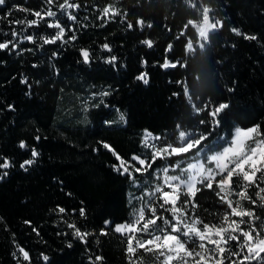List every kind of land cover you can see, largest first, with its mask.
<instances>
[{
  "label": "trees",
  "instance_id": "obj_1",
  "mask_svg": "<svg viewBox=\"0 0 264 264\" xmlns=\"http://www.w3.org/2000/svg\"><path fill=\"white\" fill-rule=\"evenodd\" d=\"M63 2L6 0L0 5V42L13 40V28L36 37L35 43L17 38L18 47L0 50V164L7 159L13 165L0 170L8 172L0 179V264H94L97 255L103 261L95 264H129L126 237L115 233L114 225L130 221L134 183L114 170L119 161L102 142L129 162L134 155L145 156L146 131L160 137L162 146H179L180 131L193 139L211 132L201 145L205 155L220 151L236 128L259 125L264 133V0H69L80 5L71 13L76 21L60 13ZM108 5L119 15L103 17ZM204 6L215 10L210 19L214 15L224 27L200 49L197 31L185 25L201 20ZM49 9L57 17H46L39 28L25 30L9 23L34 19L31 13ZM56 20L65 28L68 42L41 47L40 37L52 38L57 31L46 24ZM138 20L144 21L142 31ZM246 35L257 39H245ZM145 39L154 46H145ZM188 39L192 52L186 48ZM105 43L111 51L103 48ZM169 44L172 49L167 51ZM81 49L90 51L91 63L83 62ZM110 56L117 58L114 64L107 62ZM165 59L180 63L164 69L160 65ZM142 73H147V84L137 79ZM103 92L110 95L103 97ZM220 102L229 103L230 109L213 127L208 112ZM205 103L209 109L197 112ZM33 148L40 155L22 169L20 164L32 158ZM164 165L158 159L150 171ZM236 184L234 178L238 191ZM198 187L196 214L205 223L218 224L229 210L215 195L216 185L212 190ZM256 190L250 188L249 195L257 199L256 215L264 220ZM183 200L182 196L180 203ZM242 203L252 207L248 201ZM59 207L65 213H59ZM105 220L111 224L107 235H100ZM70 223L93 234L87 243L72 234ZM20 247L29 252V261L23 260ZM232 247L236 250L235 242ZM43 255L50 260L43 261ZM150 257L137 250L132 260L142 264Z\"/></svg>",
  "mask_w": 264,
  "mask_h": 264
},
{
  "label": "snow or ice",
  "instance_id": "obj_2",
  "mask_svg": "<svg viewBox=\"0 0 264 264\" xmlns=\"http://www.w3.org/2000/svg\"><path fill=\"white\" fill-rule=\"evenodd\" d=\"M6 0H0V5H5ZM51 4V0H48ZM195 8V4L190 5ZM80 5L70 3L69 0H64L63 3L58 5L60 13L67 15L68 19L76 21L77 17L72 15L73 9H78ZM27 12V9H20ZM214 9L204 6L202 7V21L199 23L189 21L185 25L187 29L188 25H192L198 33L199 48L204 49L206 43L210 37L217 33L224 27V22L216 19L213 15L210 19V13H214ZM103 17L119 15V11L114 9L112 5L105 6L102 10ZM9 15H11L9 13ZM34 15V19L31 20H15L9 21L13 25H22L23 29L39 28L41 22L45 18H55L58 13L56 11L48 10L44 14L40 11L31 13ZM102 18V17H101ZM214 21V22H213ZM137 26L142 31L145 27L143 20L137 21ZM46 27L56 29L55 35L52 38H46L41 36V47L47 44H55L57 41L64 40L65 28L56 22L47 23ZM129 30L133 28L132 23H128ZM148 28L152 25L148 24ZM69 30H72L71 28ZM230 31L239 35V31L236 28H231ZM3 33H0L2 35ZM184 33L182 32L181 35ZM13 40L8 42H0V50L8 49L10 45L18 47L15 43L16 39L26 40L28 42L35 43L36 37L34 35H22L18 33L15 28L11 31ZM245 39L256 40L257 37L245 36ZM77 37L73 34L70 40L74 41ZM179 39V37H177ZM142 43L148 48H152L153 41L151 39H145ZM105 50L111 51L110 46L105 43L103 45ZM186 48L189 52L194 51V45L191 39L187 40ZM172 49V44L167 46V51ZM55 55V53H54ZM82 60L85 64L92 62V54L88 49H81ZM117 58L110 56L107 60L109 64H114ZM143 63H147L144 61ZM180 62H170L167 59L160 65L164 69L170 67H176ZM138 80L144 84L149 82L147 73H142L137 77ZM27 83V81H23ZM101 96L106 97L110 95L109 92L100 93ZM101 104L103 101L100 102ZM99 107L100 105H95ZM9 107H13L9 105ZM209 109V104L205 103L202 108H197V112L206 111ZM230 104L227 102H220L216 104L208 112L211 117V123L213 127H218L221 124L222 116L228 113ZM120 120L124 121L125 116L120 114ZM204 124L205 121L201 119L199 121ZM106 123H111L106 121ZM212 135L209 132L207 135H200L199 138L190 139L188 134L184 131H180L178 139L181 144L179 147H174L171 144H167L165 147L157 148L154 141L159 140L160 137L151 136L149 133H145L144 146L151 150L150 160L148 156L141 158L134 155L131 157L132 161L139 163L140 167H135L127 163L118 153L112 148L111 145L103 143L105 149L110 150L119 161V165H113L115 171L122 175H127L132 182L136 183L137 174H145L152 165L159 160H168L173 156H181L187 154L192 150L203 151L201 145L202 142L208 139V136ZM264 133H261L260 126L255 125L249 128H236L234 135L230 141L226 142V145L222 150L217 151L206 157L205 160H199L195 163L187 164L186 168L180 169V175H168L169 171H176L180 168V163L177 161L171 167L165 166L162 169L163 181L162 184H157L154 190L148 192L147 195L151 201H160L158 207L164 212L170 214L171 219L167 216L157 215V205L149 203L146 207L151 213V218H145V207L139 208L138 213L134 215L133 222L131 223H119L114 225L115 233L121 234L126 237L127 245L126 252L129 259V264H135L132 257L136 254L137 249H144L145 252L152 253L156 259L160 260V264H264V237L261 233L264 232V220L256 215L255 206L257 205V199H253L249 195V189L255 186V197L260 201V207L264 208V187L261 184L264 183ZM39 139V137H37ZM21 148H25V142L20 143ZM39 152L35 148L31 149L30 159L24 160L20 167L26 169L27 166H31L36 162V158L39 156ZM13 165L7 159L0 164V170L10 169ZM160 169L156 170L157 176H159ZM8 172L3 171L0 174V179L7 176ZM259 174V175H258ZM219 177V179H217ZM236 178V186L238 191L233 187V181ZM216 185L218 189L215 191V195L219 198V201L227 206L229 211L225 212L219 217V223H205L200 216L196 214V208L199 207L195 203V197L197 193L201 191L202 186L204 189L212 190L213 185ZM165 187L168 188L165 191ZM183 189V191H182ZM181 196L184 197L182 203H180ZM232 196L237 197L234 201ZM243 201H248L252 207L245 208ZM179 204V206H178ZM189 209L191 215H189ZM59 213H65V208L59 207ZM85 209L79 210L80 216H85ZM245 217L248 219L245 220ZM239 218V219H236ZM157 221H162L158 224ZM260 221V227L257 228L256 222ZM25 223L30 224V221ZM105 228L101 229L100 235H107L106 229L111 224V221H104ZM242 225H246L242 227ZM68 228L73 229V235L81 242L87 243L88 237L93 234L89 231H81L75 223L68 224ZM35 230V229H34ZM146 234L149 238L137 239V234ZM255 233V235H253ZM135 241V245H134ZM232 242H235V249L233 250ZM191 245V247H189ZM71 247V244H69ZM19 252L22 255L24 261L30 260L29 252L23 247L19 248ZM162 257V260L160 259ZM242 257V258H241ZM43 261L48 262L49 256L43 255ZM103 257L97 255L95 262H102ZM94 262V264H95Z\"/></svg>",
  "mask_w": 264,
  "mask_h": 264
},
{
  "label": "rangeland",
  "instance_id": "obj_3",
  "mask_svg": "<svg viewBox=\"0 0 264 264\" xmlns=\"http://www.w3.org/2000/svg\"><path fill=\"white\" fill-rule=\"evenodd\" d=\"M201 21H202V19L199 22H201ZM199 22H196V23H199ZM87 103H88V100H87ZM150 135L156 137L153 134H150ZM144 137H145V134H144ZM188 138L193 139L190 136H188ZM260 138H262V137H260ZM154 143H155V146L157 148L165 147V146L161 145L162 144L161 139L154 141ZM179 146H181V144H179ZM179 146H174V147H179ZM144 154H145V156H140V157L141 158H145L146 156H148L149 162H151V160H150L151 150L146 148V152ZM211 154H213V153H209V154L205 155L204 154V150L197 152V150L194 149V150H192L191 152H189L187 154H183L181 156H173V157H171V158H175L173 163H171V164L169 163V159L170 158L168 160H166V161L163 160V162L166 165H164L163 167L157 168V169L161 170L160 173H159V176H157V174H156V170L157 169H155L153 171L149 170L147 173H145L143 175L134 173V175H136V183L133 184V190L130 193L131 218H130V221L127 222V223L133 222L134 215L136 213H138L139 208L142 207V206L145 207V218L146 219L147 218H151V213L148 211V208L146 207L149 203H154L155 205H157V215L158 216L159 215H163V216H167L169 219H171V216H170L169 213L164 212L162 209H160L158 207V204L160 203V201H151L150 198L148 197L147 193L153 191L154 187L157 184H162V181H163L162 169L165 166L171 167L175 162L178 161L180 163V168L176 169V171H174V172L173 171H169L168 175H180V169L186 168L187 164L195 163V162H197L199 160H205L206 157L211 155ZM127 163H129L131 165H134L135 167H140L139 163L136 162V161H129ZM218 178L219 177H217V179ZM164 190L167 191L168 188L165 187ZM182 191H183V189H182ZM157 223L161 224V226H162V221H157ZM147 238H149V237L146 234H143V233H138L137 234V239H147ZM134 245H135V241H134ZM137 250L144 251V249H139V248ZM145 253H149L151 255V257L149 259L143 258L142 259V264H160V260L156 259V257L152 253H150V252H145ZM262 255H264V254H262ZM160 259L162 260V257ZM225 264H228V262L225 261ZM253 264H255V262H253Z\"/></svg>",
  "mask_w": 264,
  "mask_h": 264
}]
</instances>
